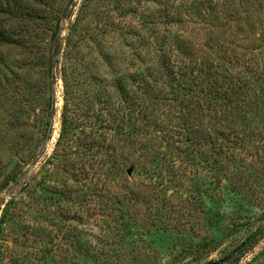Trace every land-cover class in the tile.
<instances>
[{"label":"rangeland","instance_id":"1","mask_svg":"<svg viewBox=\"0 0 264 264\" xmlns=\"http://www.w3.org/2000/svg\"><path fill=\"white\" fill-rule=\"evenodd\" d=\"M213 2L0 0V264H264V0Z\"/></svg>","mask_w":264,"mask_h":264},{"label":"trees","instance_id":"2","mask_svg":"<svg viewBox=\"0 0 264 264\" xmlns=\"http://www.w3.org/2000/svg\"><path fill=\"white\" fill-rule=\"evenodd\" d=\"M231 0H214L213 3L209 4L210 6H215V7H219V6H224L227 2H229ZM31 14V13H30ZM19 15L20 16H23V12H22V9L19 11ZM164 39H162V43L161 44H166L165 42H163ZM163 48V47H162ZM165 56V55H164ZM260 75H264V73H261ZM257 76L258 78V81L261 79L259 78L260 77ZM201 77V82H203L205 76L204 75H196L194 77H192V80L196 81L198 79H200ZM203 79V80H202ZM251 83V82H249ZM258 84V83H257ZM196 85V84H194ZM211 87H213V91H214V87H215V90L217 91V93L212 96L211 94L208 95L207 98H203V101L201 100L200 104H201V107H202V110L204 111L205 109L207 108H211L213 106V98H221V99H225L227 100L228 102V105H230V107L233 105L232 107V110H236L235 107L236 105L235 104H238L237 103V99H239L238 97V94L240 93V87H235V84H232V86H227V87H223L221 85H215V82L213 84H209ZM253 86H257L256 84H254ZM148 92H146V102H147V96H148ZM234 98V99H232ZM234 103V104H233ZM147 105V104H146ZM91 110V109H90ZM144 114H143V121H144ZM149 120V119H148ZM79 122L77 121L75 115L73 114L72 111L69 110V108H67L66 106H64L63 110H62V113H61V128H60V132H59V136L57 138V142H56V148H55V151L56 153H58L59 149L60 150H64V148L62 149V146H64V142H65V138H66V134L69 132V129H71V127L74 125V124H78ZM150 123V120L148 122V124ZM158 121H155V124H154V127L157 126ZM205 128V124L203 122L200 123V128L198 129H204ZM132 129H134V125L132 127ZM184 130H187V129H184ZM149 134V133H148ZM150 139H152L151 136L149 137H146V141H149ZM187 144L188 145H191V141L192 139L187 137ZM180 142L181 140H173V141H167L166 142V148H168V151L165 152V156H170L171 155V151L174 148H176L177 150L179 149L180 146ZM175 145V146H174ZM110 146V145H108ZM153 146H156L153 144ZM184 148L187 149V146L185 144ZM88 150L90 151L91 149L88 148ZM65 152V151H64ZM183 152H186L185 150ZM63 154V153H62ZM65 154V153H64ZM82 155L84 156H87L86 153H82ZM91 157H93V154H91ZM110 160L113 161H116L117 160V155L115 154H109L107 155V157L105 158V160L103 162H100L102 164H105V162H110ZM84 165L85 163L82 165L83 168L80 167V173H85V176L86 178H88L89 174H88V170L84 168ZM112 167V166H111ZM108 170V173L110 174H116V173H119L118 170H116V166L115 168L112 170L111 168H109L108 166H106ZM87 173H86V172ZM254 239V236H249L247 237V240L245 242H242L236 249V251L232 252V253H229L227 254L226 256L218 259V260H215V261H208V263H205V264H235L238 260H240L242 254H243V249L245 248V246L250 243L252 240ZM247 244H244L246 243Z\"/></svg>","mask_w":264,"mask_h":264},{"label":"water","instance_id":"3","mask_svg":"<svg viewBox=\"0 0 264 264\" xmlns=\"http://www.w3.org/2000/svg\"><path fill=\"white\" fill-rule=\"evenodd\" d=\"M51 109H54V92H52V101H51ZM54 128V118L51 117L49 119V124H48V128H47V132H46V136H45V143L43 145V147L46 146V142H48L50 140V138L52 137V129ZM127 173H130V170L127 171Z\"/></svg>","mask_w":264,"mask_h":264}]
</instances>
